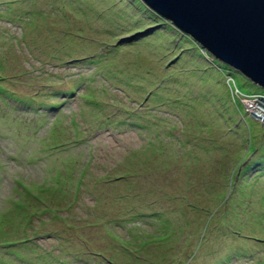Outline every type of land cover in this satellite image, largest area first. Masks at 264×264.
<instances>
[{"label":"rangeland","instance_id":"374dc122","mask_svg":"<svg viewBox=\"0 0 264 264\" xmlns=\"http://www.w3.org/2000/svg\"><path fill=\"white\" fill-rule=\"evenodd\" d=\"M144 5L0 0V264H264V99Z\"/></svg>","mask_w":264,"mask_h":264},{"label":"water","instance_id":"95a60500","mask_svg":"<svg viewBox=\"0 0 264 264\" xmlns=\"http://www.w3.org/2000/svg\"><path fill=\"white\" fill-rule=\"evenodd\" d=\"M264 87V0H143Z\"/></svg>","mask_w":264,"mask_h":264},{"label":"trees","instance_id":"16d2710c","mask_svg":"<svg viewBox=\"0 0 264 264\" xmlns=\"http://www.w3.org/2000/svg\"><path fill=\"white\" fill-rule=\"evenodd\" d=\"M145 4V3H144ZM146 6L147 5H144V7L146 8ZM155 15H157V16H160L159 14H157L156 12H154V14H152V16H155ZM199 51H200V54L205 58H208L207 56H210V54H209V51H207V50H205V52H203L202 51V47L200 46V44H199ZM96 60H98V59H96ZM95 60V61H96ZM230 73H229V71H227L226 72V75H229ZM233 76V75H232ZM251 80V79H250ZM256 86H257V89L256 90H254V91H252V92H250V93H244L242 90V92L244 93V94H246V95H256V96H259V95H263L264 94V87H262V86H260L259 84H257V83H255L253 80H251ZM233 84H232V89H235L236 88V86L235 85H238L237 84V81H236V79H234L233 80ZM240 88V87H239ZM152 95H154V94H152ZM239 101H240V99H239ZM224 104L227 106L228 105V102H227V100H225V102H224ZM263 127V126H262ZM264 158V156L262 157V159ZM253 164H254V162H253ZM1 181V180H0ZM213 181L214 180H212V182L210 183V186L212 187L213 186ZM203 185H206L205 183L203 184ZM24 188H26V187H24ZM35 195V194H34ZM35 196H37V195H35ZM229 199V197H227L226 198V200H228ZM231 203H232V201L230 202V199H229V203H228V205H227V207H226V209L225 210H227L229 207H231L232 205H233V207H234V209H235V206H237V204H235V203H232V205H231ZM190 206H191V204H190ZM237 208H238V206H237ZM238 209H240V208H238ZM242 210H243V208H241ZM241 210V211H242ZM197 211L199 212V213H202V211H203V209L202 208H198L197 209ZM199 215L200 214H198V219H199ZM173 217L174 216H171V215H169V216H164V218H165V220L163 221V223L165 222V223H167V224H165V225H169V226H175L176 224H175V222L173 221ZM197 222V221H196ZM150 223H151V221H150ZM197 224H198V222H197ZM133 225V224H132ZM131 225V226H132ZM135 230L136 229H138V227L135 225ZM131 230H133L132 228H130ZM109 231V230H108ZM219 231H220V229H219ZM109 232H111V234H109V237L111 238V239H113V240H115V241H117L119 244H120V246L122 247V248H125L126 250H128L129 248L127 247V245L125 244V242L123 241V239H120L119 237H117V236H115V234H114V232H112V230L111 231H109ZM239 257V256H238Z\"/></svg>","mask_w":264,"mask_h":264},{"label":"clouds","instance_id":"9594fccd","mask_svg":"<svg viewBox=\"0 0 264 264\" xmlns=\"http://www.w3.org/2000/svg\"><path fill=\"white\" fill-rule=\"evenodd\" d=\"M143 1V0H142ZM144 2V1H143ZM145 3V2H144ZM146 4V3H145ZM147 5V4H146ZM148 6V5H147ZM149 7V6H148ZM156 12V11H155ZM157 13V12H156ZM158 14V13H157ZM160 15V14H159ZM161 16V15H160ZM161 17H163V16H161ZM163 18H165V17H163ZM166 19V18H165ZM168 21H170L173 25H174V23L171 21V20H169V19H167ZM175 26V25H174ZM176 27V26H175ZM178 30H180L178 27H176ZM184 33V32H183ZM186 34V33H185ZM188 35V34H187ZM188 36H191V35H188ZM192 37V36H191ZM193 38V37H192ZM195 40V39H194ZM196 41V40H195ZM197 42V41H196ZM198 43V42H197ZM199 44L200 43H198V46H199ZM200 46L202 47L201 49H202V51L203 52H205V50H207V51H209V54H210V56H207L208 57V59H213V57H214V54L207 48V47H205V46H203V45H201L200 44ZM232 67V66H231ZM234 68V67H233ZM235 69V68H234ZM237 70V69H236ZM235 78L231 75V74H229V81H230V83H231V86H232V84L234 83L233 82V80H234ZM236 86V88L237 89H239V86L238 85H235ZM240 91H241V89H240ZM239 95H241V96H238L242 101H245L246 102V104L247 103H249L250 105H252V102H254V98H255V94L254 95H246V94H244L242 91H241V94H239ZM260 96V98L261 97H263V99H264V94L262 95H259ZM262 117V118H261ZM259 118H261L260 119V123H261V125L263 126V128H264V115H262L261 114V116H259Z\"/></svg>","mask_w":264,"mask_h":264},{"label":"built area","instance_id":"2783aa9c","mask_svg":"<svg viewBox=\"0 0 264 264\" xmlns=\"http://www.w3.org/2000/svg\"><path fill=\"white\" fill-rule=\"evenodd\" d=\"M257 98H258V100H263V97L260 98V96H255L254 99H257ZM262 115H264V113H262Z\"/></svg>","mask_w":264,"mask_h":264}]
</instances>
